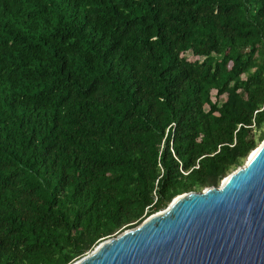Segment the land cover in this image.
Here are the masks:
<instances>
[{"label": "trees", "instance_id": "trees-1", "mask_svg": "<svg viewBox=\"0 0 264 264\" xmlns=\"http://www.w3.org/2000/svg\"><path fill=\"white\" fill-rule=\"evenodd\" d=\"M263 138L264 0H0V264H71Z\"/></svg>", "mask_w": 264, "mask_h": 264}, {"label": "water", "instance_id": "water-1", "mask_svg": "<svg viewBox=\"0 0 264 264\" xmlns=\"http://www.w3.org/2000/svg\"><path fill=\"white\" fill-rule=\"evenodd\" d=\"M71 264H264V138L218 185L176 195Z\"/></svg>", "mask_w": 264, "mask_h": 264}, {"label": "rangeland", "instance_id": "rangeland-1", "mask_svg": "<svg viewBox=\"0 0 264 264\" xmlns=\"http://www.w3.org/2000/svg\"><path fill=\"white\" fill-rule=\"evenodd\" d=\"M184 55H187L189 59H191V58H195V57H193L191 54H189L188 51H186V52L184 53ZM212 99H213V100L215 99V97H214V92H213V94H212ZM223 99H224V96L221 97V100H223ZM259 143H260V142H259ZM259 143H258V144H259Z\"/></svg>", "mask_w": 264, "mask_h": 264}]
</instances>
